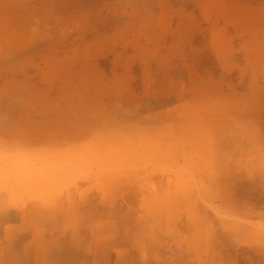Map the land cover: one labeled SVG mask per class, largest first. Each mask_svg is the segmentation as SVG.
Segmentation results:
<instances>
[{"label":"crops","instance_id":"obj_1","mask_svg":"<svg viewBox=\"0 0 264 264\" xmlns=\"http://www.w3.org/2000/svg\"><path fill=\"white\" fill-rule=\"evenodd\" d=\"M0 264H264V0H0Z\"/></svg>","mask_w":264,"mask_h":264},{"label":"bare ground","instance_id":"obj_2","mask_svg":"<svg viewBox=\"0 0 264 264\" xmlns=\"http://www.w3.org/2000/svg\"><path fill=\"white\" fill-rule=\"evenodd\" d=\"M73 234V233H72ZM67 236V235H66ZM68 236L70 237V234H68ZM70 240V239H69ZM70 249V248H69ZM73 251V250H72Z\"/></svg>","mask_w":264,"mask_h":264}]
</instances>
